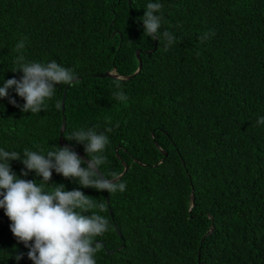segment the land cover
I'll return each instance as SVG.
<instances>
[{
	"label": "trees",
	"instance_id": "obj_1",
	"mask_svg": "<svg viewBox=\"0 0 264 264\" xmlns=\"http://www.w3.org/2000/svg\"><path fill=\"white\" fill-rule=\"evenodd\" d=\"M0 264H264V0H0Z\"/></svg>",
	"mask_w": 264,
	"mask_h": 264
},
{
	"label": "water",
	"instance_id": "obj_2",
	"mask_svg": "<svg viewBox=\"0 0 264 264\" xmlns=\"http://www.w3.org/2000/svg\"><path fill=\"white\" fill-rule=\"evenodd\" d=\"M138 51L136 50L135 51V56H136V58H137V61H138V65H137V68H136V71L134 72V73H136L138 70H139V68H140V60H139V58H138ZM99 76H113L112 74H110L109 72H105V73H102V74H99ZM61 110H62V108H61ZM63 129H64V116H62V119H61V126H60V131H59V135H58V144L60 145V146H64V147H66V148H69V149H72L73 150V147H71L70 145H68L65 141H63V139H62V137H61V134H62V131H63ZM76 154L79 156V158L80 159H82L84 162H86L87 164H88V166L93 170V172L98 176V178L100 179V181L103 183V185H104V187L106 188V186H107V184H110V183H113V182H115L117 179H118V176H116L115 178H112V179H109V180H106V179H104L103 177H102V175L100 174V172L97 170V168L88 160V159H86L81 153H79V152H76ZM123 173V172H122ZM190 199H191V201L193 200V197H192V194L190 195ZM66 223H69V224H76V221H67ZM60 226H62V225H60ZM57 228V227H56ZM55 228V229H56ZM210 232V230L209 231H207L206 232V234H208ZM205 234V235H206ZM205 235H203V237L201 238V240L200 241H202L203 240V238L205 237ZM78 247H79V249H81L82 247H81V245H80V243H79V239H78ZM50 250H51V247H50Z\"/></svg>",
	"mask_w": 264,
	"mask_h": 264
}]
</instances>
